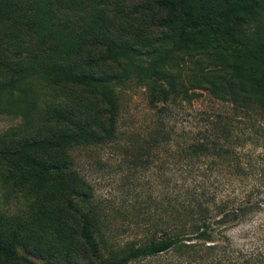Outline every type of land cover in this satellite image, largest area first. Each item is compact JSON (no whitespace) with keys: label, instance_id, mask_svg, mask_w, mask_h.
<instances>
[{"label":"trees","instance_id":"trees-1","mask_svg":"<svg viewBox=\"0 0 264 264\" xmlns=\"http://www.w3.org/2000/svg\"><path fill=\"white\" fill-rule=\"evenodd\" d=\"M138 1L149 3L139 8L147 7L160 14L159 23L165 33L158 46H144L141 38L138 44L121 37L101 40L102 25L97 20L100 10L86 27L70 26L68 16L64 17L69 9L82 12V5L117 6L122 0H0V72L5 77L0 79V93L7 92L10 97L15 83L50 77L94 95L102 106L92 114L90 107L64 112L51 109L55 114H69L67 128L48 137L32 136L16 150H7L3 158L31 176V191L48 188V192L61 198L64 211L78 217L82 242L96 253L95 235L101 234L100 210L92 201L91 188L71 169L68 151L74 146L102 143L116 135V87L122 82V74L87 71L86 64L97 62L94 52L85 51L89 46L101 47L105 58H122L126 63L148 55L151 59L136 70L153 107L163 110L170 98L190 97L187 83L191 89H205L217 100L229 102L236 114L210 122L208 117L207 128L197 132L186 147L200 164L193 168L197 189L181 198V224L166 230L165 237L129 247L125 254L101 264H128L156 256L181 242H232L224 233L225 225L260 211L263 216L246 236H251L248 242H264V0ZM168 39L172 44L164 48ZM197 50L217 52L212 68L201 71L197 80H165L171 76L165 68L170 59L179 53L190 56ZM86 53L91 56L83 63L79 58ZM159 102L163 105L157 106ZM164 134L162 129L157 130L152 138ZM45 183L50 187L42 186ZM75 196L87 203L86 210L74 200ZM48 219L54 221L55 213ZM25 236L22 239L17 231L10 235L0 232V261L17 263L21 257L19 247L32 237ZM251 259L246 264H252ZM258 262L264 264V249L254 261Z\"/></svg>","mask_w":264,"mask_h":264},{"label":"rangeland","instance_id":"rangeland-1","mask_svg":"<svg viewBox=\"0 0 264 264\" xmlns=\"http://www.w3.org/2000/svg\"><path fill=\"white\" fill-rule=\"evenodd\" d=\"M141 4L149 3L122 0L117 6L82 5V12L69 9L64 17L68 16L70 26L86 27L100 10L101 17L97 20L102 25L101 40L121 37L138 44L141 38L140 44L144 46H158L165 33L159 23L160 14L147 7L139 8ZM164 44V48H169L172 42L168 39ZM100 49L95 46L86 49L85 52H94L97 64H86L85 68L94 73L122 74V82L116 87L119 97L116 135L111 140L74 146L68 151L71 169L91 188L92 201L100 210L101 234L95 235L96 253L82 242L78 217L64 211L61 198L48 192V188L31 191V176L3 157L7 150H16L32 136L48 137L65 130L69 114L61 113L63 110L90 107L92 114L95 108L102 107L98 98L50 77L15 83L10 97L7 92L0 93V232L10 235L17 231L22 239L26 234L32 236L18 249L21 257L16 261L19 264H70L73 261L101 264L125 254L129 247L165 237L166 230L172 231L181 224V198L196 188L198 180L193 168L200 162L193 159V151H186V147L197 132L207 128L208 117L210 122L219 116L236 114L229 102L217 100L205 89H191L185 83L192 77L197 80L201 71L213 67L217 54L214 50H197L190 56L179 53L167 62L165 68L171 76L165 80L183 81L192 95L170 98L165 108L158 110L149 102L136 70L151 57L131 58V63L122 58L113 61L105 58V52ZM88 55L91 56L86 53L79 60L86 63ZM1 75L4 74L0 72V79H4ZM162 105V102L157 104ZM51 109L62 111L55 114ZM161 129L166 134L152 138L154 132ZM42 186L50 187L47 183ZM74 200L82 210L88 208L77 196ZM53 213L55 219L50 221L48 215ZM261 216L260 211L243 220L228 222L224 233L232 242H181L156 256L138 258L128 264H246L250 257L255 264L264 242H248L251 236L247 238L246 233ZM208 245L213 249L209 250ZM0 264L13 263L0 261Z\"/></svg>","mask_w":264,"mask_h":264}]
</instances>
